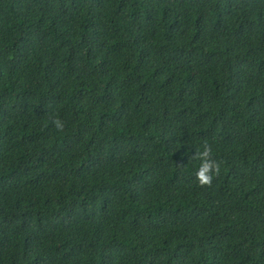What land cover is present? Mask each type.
<instances>
[{
  "label": "trees",
  "instance_id": "1",
  "mask_svg": "<svg viewBox=\"0 0 264 264\" xmlns=\"http://www.w3.org/2000/svg\"><path fill=\"white\" fill-rule=\"evenodd\" d=\"M0 264H264V0H0Z\"/></svg>",
  "mask_w": 264,
  "mask_h": 264
},
{
  "label": "clouds",
  "instance_id": "2",
  "mask_svg": "<svg viewBox=\"0 0 264 264\" xmlns=\"http://www.w3.org/2000/svg\"><path fill=\"white\" fill-rule=\"evenodd\" d=\"M207 154H208L207 151H205L203 153L204 156H207ZM210 167H211V165L207 161H205V162H203L201 164L199 170L197 171L196 175L199 178V180H200L201 183H207V182H209L210 177L208 175V171H209V168Z\"/></svg>",
  "mask_w": 264,
  "mask_h": 264
}]
</instances>
